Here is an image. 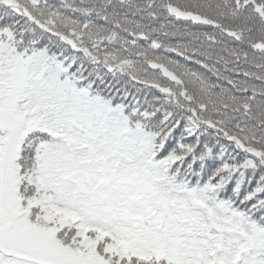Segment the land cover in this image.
<instances>
[{"label":"snow or ice","instance_id":"obj_1","mask_svg":"<svg viewBox=\"0 0 264 264\" xmlns=\"http://www.w3.org/2000/svg\"><path fill=\"white\" fill-rule=\"evenodd\" d=\"M0 264H264V0H0Z\"/></svg>","mask_w":264,"mask_h":264}]
</instances>
